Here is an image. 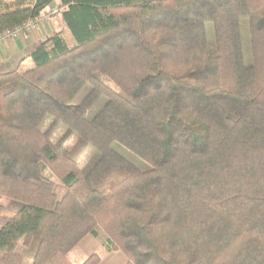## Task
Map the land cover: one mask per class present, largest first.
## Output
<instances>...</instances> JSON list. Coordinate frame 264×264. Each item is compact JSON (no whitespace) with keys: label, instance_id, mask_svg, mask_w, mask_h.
I'll use <instances>...</instances> for the list:
<instances>
[{"label":"trees","instance_id":"1","mask_svg":"<svg viewBox=\"0 0 264 264\" xmlns=\"http://www.w3.org/2000/svg\"><path fill=\"white\" fill-rule=\"evenodd\" d=\"M55 2L72 44L0 74V263L72 264L99 227L126 264H264V0H0V37Z\"/></svg>","mask_w":264,"mask_h":264},{"label":"crops","instance_id":"2","mask_svg":"<svg viewBox=\"0 0 264 264\" xmlns=\"http://www.w3.org/2000/svg\"><path fill=\"white\" fill-rule=\"evenodd\" d=\"M54 4H57L55 2ZM53 4V5H54ZM52 6V5H51ZM50 6V7H51ZM48 7L41 14L39 20L50 8ZM66 30L61 20V13L49 19L38 22L33 30L20 34L3 35L0 38V74L9 72L23 73L32 68L30 55L42 43L50 39L53 35L64 33ZM106 244L98 240V235H86L77 244L78 255L77 264L93 254H99ZM103 258L98 264H126V259L120 252L103 253ZM31 264V262H29Z\"/></svg>","mask_w":264,"mask_h":264},{"label":"rangeland","instance_id":"3","mask_svg":"<svg viewBox=\"0 0 264 264\" xmlns=\"http://www.w3.org/2000/svg\"><path fill=\"white\" fill-rule=\"evenodd\" d=\"M61 11H62V9L59 8L58 3L54 4L48 9L46 14H44L40 20L39 19L36 20L35 23L36 24L38 22L40 23L42 20L46 21L50 17L60 14ZM36 24H35V26H36ZM32 30H33V28L31 29V31ZM30 32H28V33H30ZM206 32H207V40L209 41V44L213 45L214 31H213V26L211 24H207ZM21 33H23V32H21ZM16 34H20V33H16ZM62 37L68 44H72L70 36L66 31L64 33H62ZM241 40H242L244 63L246 66H251L253 63V59H252V54H251L250 34H249V26H248L247 21L241 22ZM88 90H89L88 88L84 89L81 92V94L75 99V101L73 103L74 104L79 103L81 101V99L87 94ZM103 104H104V100L102 99L88 112V116H92L93 114H95L102 107ZM49 124H50V119H46L43 123L44 129H46L49 126ZM62 133L63 132L61 129H57L56 134H55L56 138L59 137L60 135H62ZM113 148L119 155L124 157L127 161H129L130 163H132L136 167L146 166V164L144 162H142L140 159L135 157L133 154H131L130 152H128L124 148H122L120 145L114 144ZM98 157H99V154L96 151H94L92 148H86L81 153L79 160H78V167H79L82 175H85L91 169V167L97 161ZM0 201L4 207L2 214H1V217H5L6 215L9 214V211H10L9 207H8L9 202L7 200H0ZM95 232L97 233L98 240L100 242L105 243L107 241V236L101 228L96 227ZM76 251H77V247L75 249L71 250L69 253L72 264H77L76 261L78 259L77 258L78 255H76V253H75ZM104 251H105V249L103 247V250H101V252L99 254H97L100 257V260L103 258L102 255H103ZM21 256L23 257L22 264H29V262H31L26 256V249L21 250Z\"/></svg>","mask_w":264,"mask_h":264},{"label":"built area","instance_id":"4","mask_svg":"<svg viewBox=\"0 0 264 264\" xmlns=\"http://www.w3.org/2000/svg\"><path fill=\"white\" fill-rule=\"evenodd\" d=\"M35 24H36L35 22H29V23L25 24L23 27L16 29L15 32L12 34L21 33V32H30L31 29L35 27ZM12 34L6 33L5 35L9 36Z\"/></svg>","mask_w":264,"mask_h":264}]
</instances>
